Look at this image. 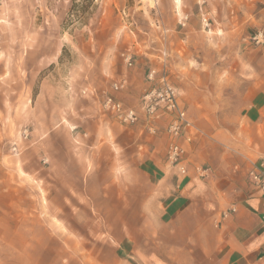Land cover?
<instances>
[{"label": "rangeland", "instance_id": "obj_1", "mask_svg": "<svg viewBox=\"0 0 264 264\" xmlns=\"http://www.w3.org/2000/svg\"><path fill=\"white\" fill-rule=\"evenodd\" d=\"M120 66L142 69L135 107L114 96L128 81L106 73ZM99 75L110 77L111 92L92 90ZM263 81L264 0H0V264H138L136 255H145L132 246L135 236L109 233L125 230L114 218L129 173L113 129L141 126V135L155 136L163 122L170 146V116L150 119L142 108L164 84L185 111L192 141L180 85H222L205 89L230 100V86L237 99ZM109 97L138 121L121 123L104 107ZM168 149L165 163L181 174ZM145 259L139 264H150Z\"/></svg>", "mask_w": 264, "mask_h": 264}, {"label": "crops", "instance_id": "obj_2", "mask_svg": "<svg viewBox=\"0 0 264 264\" xmlns=\"http://www.w3.org/2000/svg\"><path fill=\"white\" fill-rule=\"evenodd\" d=\"M110 73L128 81L114 96L135 107L145 89L142 69L120 66L107 69ZM192 74L202 79L208 75ZM109 82L110 77L99 75L89 84L101 95L111 92ZM192 85L196 89L178 87L195 130L192 141L182 143L185 175L165 163L170 140L163 122L157 123L161 131L155 136L141 135V126L113 129L119 164L131 177L125 174L119 182V215L114 218L116 224L125 223V230L109 233L135 236L132 246L145 255L139 260L136 255L138 264L147 257L150 264H264V192L248 179L264 159V81L237 99L233 92L238 89L230 86V100L207 93V88L222 85ZM106 149L109 154L110 147ZM124 202L129 205L122 211ZM111 215L103 216L109 220Z\"/></svg>", "mask_w": 264, "mask_h": 264}, {"label": "built area", "instance_id": "obj_3", "mask_svg": "<svg viewBox=\"0 0 264 264\" xmlns=\"http://www.w3.org/2000/svg\"><path fill=\"white\" fill-rule=\"evenodd\" d=\"M154 71L148 74V79L152 80ZM162 84V87L153 88L144 100L142 108L145 114L151 119L157 117L159 113L167 114L171 118L167 132L169 133L172 143L168 149L169 162L178 167L181 174L185 173V151L177 142L183 139L190 143L191 138L187 135V128L190 127L186 119L184 109L178 104L175 93L171 87ZM104 107L109 110L121 123L132 125L138 121L137 112L133 109H125L119 102L112 98L104 101ZM151 131H154L151 129ZM261 192H264V159L261 160L250 173L248 178Z\"/></svg>", "mask_w": 264, "mask_h": 264}, {"label": "trees", "instance_id": "obj_4", "mask_svg": "<svg viewBox=\"0 0 264 264\" xmlns=\"http://www.w3.org/2000/svg\"><path fill=\"white\" fill-rule=\"evenodd\" d=\"M73 8H75V5L72 6L71 11L75 10V9H73Z\"/></svg>", "mask_w": 264, "mask_h": 264}]
</instances>
